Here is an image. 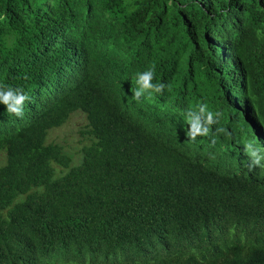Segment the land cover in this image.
I'll use <instances>...</instances> for the list:
<instances>
[{
	"label": "trees",
	"instance_id": "16d2710c",
	"mask_svg": "<svg viewBox=\"0 0 264 264\" xmlns=\"http://www.w3.org/2000/svg\"><path fill=\"white\" fill-rule=\"evenodd\" d=\"M0 83L31 97L0 104V264H264V0H0ZM77 112L74 164L48 137Z\"/></svg>",
	"mask_w": 264,
	"mask_h": 264
},
{
	"label": "clouds",
	"instance_id": "9594fccd",
	"mask_svg": "<svg viewBox=\"0 0 264 264\" xmlns=\"http://www.w3.org/2000/svg\"><path fill=\"white\" fill-rule=\"evenodd\" d=\"M155 78L154 67L141 73H137L135 83L137 87L132 92V97L139 102L146 95L151 97L153 93L162 94L167 87L171 90L170 85L163 82L153 83ZM31 97L25 94L24 90L19 87H11L0 83V104L6 106L8 113L15 115L17 118H24V106L26 102H30ZM223 113L220 111L213 112L209 109L207 103H200L196 110H191L186 113L187 130L184 135L187 140L195 143L198 137H209L213 132L214 125L219 123ZM217 133L230 135L225 128H216ZM215 138L212 143L215 144ZM244 151L248 157V170L251 172L257 167H264V151L257 146L256 141H248L244 144ZM61 264L62 257L43 258L40 264Z\"/></svg>",
	"mask_w": 264,
	"mask_h": 264
},
{
	"label": "rangeland",
	"instance_id": "374dc122",
	"mask_svg": "<svg viewBox=\"0 0 264 264\" xmlns=\"http://www.w3.org/2000/svg\"><path fill=\"white\" fill-rule=\"evenodd\" d=\"M84 124V115L77 112L71 116L63 127L52 130L48 137V142H54L63 146L65 153L72 158L74 164L79 162V151L85 142L79 133V130ZM1 160L0 158V163ZM55 169L59 171V168L56 167Z\"/></svg>",
	"mask_w": 264,
	"mask_h": 264
}]
</instances>
